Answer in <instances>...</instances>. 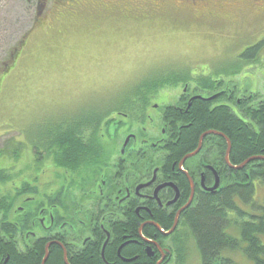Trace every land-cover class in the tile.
<instances>
[{
    "label": "flooded vegetation",
    "instance_id": "af4514ba",
    "mask_svg": "<svg viewBox=\"0 0 264 264\" xmlns=\"http://www.w3.org/2000/svg\"><path fill=\"white\" fill-rule=\"evenodd\" d=\"M14 1L0 0V7ZM132 1L160 16L230 26L247 35V41L237 40V60L246 63L247 71L254 64L264 66V0ZM23 2L29 7L22 8L21 17H26L31 2L39 12L45 5V0ZM38 14L32 26L42 24ZM2 22L0 52L1 44L13 36L5 34ZM31 29L3 49L0 89L18 68ZM233 75L205 72L139 85L128 104L95 118H76V127L61 119L46 120V131L8 142L11 156L0 157V264L178 260L187 217L201 200L245 201L247 185L252 186L250 199L255 183L258 188L264 184V148L238 160L231 134L245 130L249 140L259 138L264 87L248 89ZM159 90L169 92L168 102L158 101ZM195 109L209 115L223 110L229 124L225 129L203 127L189 149ZM69 132L74 134L77 156L64 161L61 139ZM202 134L200 148L190 155ZM18 145L22 148L16 153Z\"/></svg>",
    "mask_w": 264,
    "mask_h": 264
},
{
    "label": "rangeland",
    "instance_id": "374dc122",
    "mask_svg": "<svg viewBox=\"0 0 264 264\" xmlns=\"http://www.w3.org/2000/svg\"><path fill=\"white\" fill-rule=\"evenodd\" d=\"M31 4L26 17H21L22 8L29 5L23 0L0 7L5 34H13L1 44L0 62L7 45L20 39L29 26L34 29L18 68L10 69L0 89V157L11 156L8 142L19 143L46 131V120L75 125L76 118H95L128 104L139 85L153 81L217 72L235 74L239 85L248 89L264 87L263 63L247 71L246 63L236 57L237 40L247 41V35L218 21L164 17L132 0H45L40 12ZM37 14L42 24L32 26ZM258 30L255 23V34ZM184 66L189 69H181ZM157 95L160 102L171 98L166 90ZM15 147L16 153L21 152L22 145ZM261 185L255 183L251 201L237 200L235 206L259 215L264 206ZM226 218V233L240 239L239 215L227 209ZM182 239L180 257L170 264H201L189 228ZM260 240L264 244V235ZM228 253L235 264H252L242 249Z\"/></svg>",
    "mask_w": 264,
    "mask_h": 264
},
{
    "label": "trees",
    "instance_id": "16d2710c",
    "mask_svg": "<svg viewBox=\"0 0 264 264\" xmlns=\"http://www.w3.org/2000/svg\"><path fill=\"white\" fill-rule=\"evenodd\" d=\"M191 117L195 118V122L189 129V141L191 143L189 149L196 144L203 127L225 129L224 126L229 124L223 110L209 115L201 109H195ZM76 125L78 123L75 124V127ZM73 128L74 126L69 128L68 131H72ZM233 131H231V134L235 146L237 145L235 156L238 160H242L247 155L264 148V116L262 117L261 134L256 141L249 140L247 137L250 134H247L245 130L241 132ZM73 135V132L62 135L61 158L64 161L77 156L75 152L78 148ZM251 190L252 186L247 185L243 191L242 197L245 202L251 201V198L249 199ZM223 201L217 203L212 199L204 198L187 217L188 228L200 250L201 264H235L234 258L228 252H236L241 249L252 264H264V244L260 240V235H264V206L260 208L259 215H253L238 209L234 201L227 202L228 198H224ZM227 209H233L241 219L239 222L240 239L230 236L225 231V227L229 224L226 218ZM241 242L245 244L244 247H242Z\"/></svg>",
    "mask_w": 264,
    "mask_h": 264
},
{
    "label": "water",
    "instance_id": "95a60500",
    "mask_svg": "<svg viewBox=\"0 0 264 264\" xmlns=\"http://www.w3.org/2000/svg\"><path fill=\"white\" fill-rule=\"evenodd\" d=\"M205 134V133H204ZM204 134H202V136L200 137V141H199V145H198V147H197V149L193 152V153H191L190 155H193V154H195L197 151H198V149L200 148V145H201V139H202V137L204 136ZM228 151H229V148H228ZM228 151H227V154H228ZM189 154L188 155H186V157H188V156H190ZM245 163V162H244ZM243 163V164H244ZM242 164V165H243Z\"/></svg>",
    "mask_w": 264,
    "mask_h": 264
}]
</instances>
